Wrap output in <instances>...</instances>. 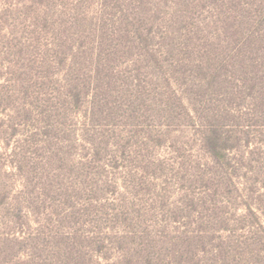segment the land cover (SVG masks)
Masks as SVG:
<instances>
[{
	"label": "rangeland",
	"instance_id": "rangeland-1",
	"mask_svg": "<svg viewBox=\"0 0 264 264\" xmlns=\"http://www.w3.org/2000/svg\"><path fill=\"white\" fill-rule=\"evenodd\" d=\"M235 18L247 0H0V264H264L247 71L184 79Z\"/></svg>",
	"mask_w": 264,
	"mask_h": 264
},
{
	"label": "trees",
	"instance_id": "trees-1",
	"mask_svg": "<svg viewBox=\"0 0 264 264\" xmlns=\"http://www.w3.org/2000/svg\"><path fill=\"white\" fill-rule=\"evenodd\" d=\"M242 10L246 9L242 8ZM235 11L238 12V10ZM213 16L215 15L213 14L212 17ZM236 20L235 18V21L231 24L232 27H234L233 29H228L229 27L226 25V21L225 23H220L218 27L220 35H226L228 30L231 31L233 37L241 36L234 40L235 46L231 49L228 48L230 50L229 56H227L226 51H221L223 48L226 49L225 46H221L220 49H218L211 44L210 37L215 35L216 32L209 33L208 37H203L201 33H198L201 35L202 43L201 47L199 45L195 49V51L199 52L197 67L206 71L205 77L195 76V78L190 79L186 73L184 79L188 84H195V86L199 88H207L204 86V82L209 80V82L205 83L207 85H212V83L217 82L215 76L217 73H221L222 71L232 72L234 70H240L243 73L247 71V75L245 73L242 77L243 82H247V104L253 105L257 109V112L253 113L255 118L264 120V0H247V19L244 21L239 20L240 24H237ZM200 22L201 21L195 22V24H200ZM242 23L247 28V33L243 31ZM197 26L199 27L200 25ZM142 36L141 33V37ZM172 42L173 40H171V43ZM222 42H226V39L223 38ZM175 50L174 47L171 48V52ZM200 53L202 54L200 55ZM155 54L158 55L157 53ZM176 61L181 63L179 58L174 59L173 63ZM226 79L229 80L228 77H226ZM222 80L223 79L219 80L218 83ZM238 80L240 82V79ZM261 120H258L257 124H259ZM218 147L219 146L215 143L213 145V151L219 156L220 154L222 155V152Z\"/></svg>",
	"mask_w": 264,
	"mask_h": 264
}]
</instances>
